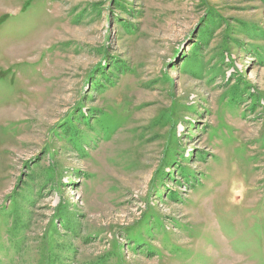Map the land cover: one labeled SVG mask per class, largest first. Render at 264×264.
Returning <instances> with one entry per match:
<instances>
[{
    "label": "rangeland",
    "instance_id": "rangeland-1",
    "mask_svg": "<svg viewBox=\"0 0 264 264\" xmlns=\"http://www.w3.org/2000/svg\"><path fill=\"white\" fill-rule=\"evenodd\" d=\"M0 264H264V0H0Z\"/></svg>",
    "mask_w": 264,
    "mask_h": 264
},
{
    "label": "trees",
    "instance_id": "trees-1",
    "mask_svg": "<svg viewBox=\"0 0 264 264\" xmlns=\"http://www.w3.org/2000/svg\"><path fill=\"white\" fill-rule=\"evenodd\" d=\"M193 46H194V43H193Z\"/></svg>",
    "mask_w": 264,
    "mask_h": 264
}]
</instances>
